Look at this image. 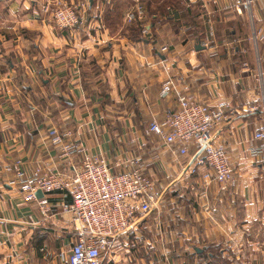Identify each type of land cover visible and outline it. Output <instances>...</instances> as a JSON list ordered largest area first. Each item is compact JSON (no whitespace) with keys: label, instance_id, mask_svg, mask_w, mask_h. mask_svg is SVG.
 I'll return each mask as SVG.
<instances>
[{"label":"crops","instance_id":"1","mask_svg":"<svg viewBox=\"0 0 264 264\" xmlns=\"http://www.w3.org/2000/svg\"><path fill=\"white\" fill-rule=\"evenodd\" d=\"M47 1L55 0H0V264L68 262L76 238L64 210L71 196L42 193L43 213L6 170L21 160L28 170L71 175L82 155L62 156L52 129L69 133L66 144H83L115 173L138 160L164 193L140 234L137 226L111 241L103 264H264V161L247 152L262 124L254 72L264 0H168L152 16L139 0V32L126 21L136 0L89 2L76 30L43 14ZM194 8L208 20L200 21ZM167 79L177 93L233 109L216 140L227 145L235 185L191 174L186 167L195 147L182 155L147 133L153 119L177 108L176 93L160 98Z\"/></svg>","mask_w":264,"mask_h":264},{"label":"built area","instance_id":"2","mask_svg":"<svg viewBox=\"0 0 264 264\" xmlns=\"http://www.w3.org/2000/svg\"><path fill=\"white\" fill-rule=\"evenodd\" d=\"M128 12L126 21L144 20L143 8ZM88 0L79 4L64 0L47 1L42 13L49 15L61 29L76 30L84 22ZM143 34L149 33L147 27ZM257 50L255 80L261 91V105L258 107L262 124L253 134V143L248 146V155L256 161H264V30L255 32ZM167 50L166 47L163 48ZM176 93L177 108L167 113L162 120L153 119L148 134H156L167 144L177 145L180 154L188 155L195 147L194 156L187 164V170L200 175L206 181H217L235 185V171L230 163L227 145L216 140L223 124L234 111L227 102L209 105L186 94L177 93L173 79L162 84L160 98L168 100ZM54 146L62 147V156L82 155L80 166L73 167L72 174L64 171L44 172L37 167L26 169L18 160L8 166V172L15 173L11 183L26 194L29 201H36L43 213H47L48 200L40 198L38 192L61 191L71 196L72 202L64 207L72 215L76 238L71 247L67 264H103V253L112 240L127 234L145 220L158 206L162 194L156 189L155 181L141 168L138 160L130 161L129 168L115 173L101 156H93L83 144H66L69 133L58 129L49 132ZM244 264V263H240Z\"/></svg>","mask_w":264,"mask_h":264},{"label":"rangeland","instance_id":"3","mask_svg":"<svg viewBox=\"0 0 264 264\" xmlns=\"http://www.w3.org/2000/svg\"><path fill=\"white\" fill-rule=\"evenodd\" d=\"M80 1H83V0H79L78 2H76V4H79ZM222 2H223V0H222ZM88 4H89V2H88ZM87 9H88V8H87ZM201 9H202V8H194L192 11H193L194 13H196V14H199V15H200V14H203V16L201 17L200 21L208 20L209 17H207L206 12H205L203 9H202V10H203V11H202ZM2 10H3V9L0 8V13L2 12ZM186 10H187V9L184 8V11H185V12H186ZM190 10H191V8H190ZM244 14L247 15V10H244ZM222 17H223V14H222ZM245 17L247 18V16H245ZM215 19L218 20V19H219V16H216ZM248 21H249V20H248V18H247V22H246V24H247V26H248L247 29H248V32H250V29H249V22H248ZM228 33L231 34L230 31H229ZM204 36H205V34H202L200 37H204ZM246 44H247V42H244V43H243V46H245ZM232 47H234V45H231V48H232ZM235 176H236V179H237L236 171H235ZM228 186H230V185H228ZM232 186H233V185H232ZM143 224H144V220L141 221V222L138 224V227H137L138 233H137L136 235H138V234L141 233V230H142ZM128 235H129V233H128ZM128 235H127V236H128ZM132 236L134 237V236H135V233H132L131 236H130L129 238H131ZM133 237H132V238H133Z\"/></svg>","mask_w":264,"mask_h":264},{"label":"trees","instance_id":"4","mask_svg":"<svg viewBox=\"0 0 264 264\" xmlns=\"http://www.w3.org/2000/svg\"><path fill=\"white\" fill-rule=\"evenodd\" d=\"M167 1L168 0H165L163 3L159 4L158 3L159 0H143V2H145L146 6H147V11H148L150 16L157 14V13H163V10H164V7L166 6ZM171 1H173V0H169V3H171ZM153 2H156L155 8H152ZM135 22H138V24L136 25ZM140 24H142V22L137 20V21H134L133 23H130L129 26L131 25L133 27V31L139 32V29H141Z\"/></svg>","mask_w":264,"mask_h":264},{"label":"water","instance_id":"5","mask_svg":"<svg viewBox=\"0 0 264 264\" xmlns=\"http://www.w3.org/2000/svg\"><path fill=\"white\" fill-rule=\"evenodd\" d=\"M89 2H90L91 6L94 4V0H89ZM41 194H42V192L39 191L38 192V196H41ZM163 196H164V193L162 194L161 199H162ZM161 199H160V201H161ZM160 201L158 202L157 206L160 204Z\"/></svg>","mask_w":264,"mask_h":264}]
</instances>
